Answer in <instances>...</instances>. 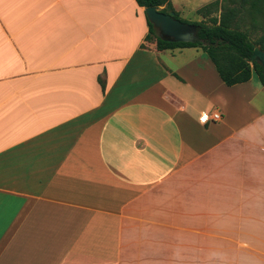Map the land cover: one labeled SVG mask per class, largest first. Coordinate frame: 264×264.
Here are the masks:
<instances>
[{
  "label": "crops",
  "instance_id": "obj_1",
  "mask_svg": "<svg viewBox=\"0 0 264 264\" xmlns=\"http://www.w3.org/2000/svg\"><path fill=\"white\" fill-rule=\"evenodd\" d=\"M148 33L135 0H0V264H264V87Z\"/></svg>",
  "mask_w": 264,
  "mask_h": 264
},
{
  "label": "trees",
  "instance_id": "obj_2",
  "mask_svg": "<svg viewBox=\"0 0 264 264\" xmlns=\"http://www.w3.org/2000/svg\"><path fill=\"white\" fill-rule=\"evenodd\" d=\"M224 2V0H222ZM251 2L253 10H259L260 3L264 0H241V2ZM136 4L142 8L155 7L161 13L168 14L174 12L175 19L184 23H189L197 27L198 37L206 45L201 43H167L161 41L152 24L148 23L149 33L145 40H155L156 48L159 51L184 47H199L207 53L213 62L220 80L227 86H233L248 82L251 76L255 74L264 87V75L262 68L257 63H251L250 58L255 47L264 50V38L258 42L250 41L248 35L230 26L231 12L227 14L223 11V5L220 1H214L197 11V14L204 18H209L210 25L206 22H186L180 19L177 12L174 11L170 0H135ZM264 7V5H262ZM218 16H212V14Z\"/></svg>",
  "mask_w": 264,
  "mask_h": 264
},
{
  "label": "rangeland",
  "instance_id": "obj_3",
  "mask_svg": "<svg viewBox=\"0 0 264 264\" xmlns=\"http://www.w3.org/2000/svg\"><path fill=\"white\" fill-rule=\"evenodd\" d=\"M205 0H172L173 5L179 7H186L187 9H193L194 7L201 6ZM232 3V5H231ZM259 12L253 10L251 6V2H241V0H224L223 11L225 14L228 11L233 10L231 12L230 18V26L231 28H235L239 31L246 33L251 42L256 43L260 39L264 38V5L263 2L260 3ZM180 19L186 22H194V20L200 19V17H196L191 12L183 14H179ZM218 16V14H212L211 17ZM258 17V18H257ZM206 24L210 25L209 18H206L204 21ZM254 76V75H253ZM255 77V76H254Z\"/></svg>",
  "mask_w": 264,
  "mask_h": 264
},
{
  "label": "water",
  "instance_id": "obj_4",
  "mask_svg": "<svg viewBox=\"0 0 264 264\" xmlns=\"http://www.w3.org/2000/svg\"><path fill=\"white\" fill-rule=\"evenodd\" d=\"M146 18L155 29L158 38L167 43H206L199 39L196 26L175 19L174 12L161 13L155 7L144 8ZM251 63H257L264 75V50L255 47L250 58Z\"/></svg>",
  "mask_w": 264,
  "mask_h": 264
},
{
  "label": "built area",
  "instance_id": "obj_5",
  "mask_svg": "<svg viewBox=\"0 0 264 264\" xmlns=\"http://www.w3.org/2000/svg\"><path fill=\"white\" fill-rule=\"evenodd\" d=\"M221 117H220V114L219 113H213V112H210V113H206V112H203L200 116V121L202 123H207L209 121H215V122H218L220 121Z\"/></svg>",
  "mask_w": 264,
  "mask_h": 264
}]
</instances>
